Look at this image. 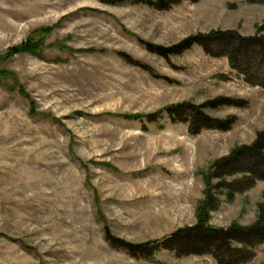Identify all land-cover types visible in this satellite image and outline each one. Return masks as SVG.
Wrapping results in <instances>:
<instances>
[{
    "label": "rangeland",
    "instance_id": "obj_1",
    "mask_svg": "<svg viewBox=\"0 0 264 264\" xmlns=\"http://www.w3.org/2000/svg\"><path fill=\"white\" fill-rule=\"evenodd\" d=\"M263 21L264 2L248 0H186L168 10L130 0H0V264H219L165 248L133 256L106 240L105 228L143 243L195 225L203 171L264 129L260 48H241L240 71L198 44L164 57L142 42L171 47L213 30L254 36ZM31 38L41 41L36 54L22 49ZM219 99L204 110L234 117L228 130L199 123L192 133L166 112L152 122L124 117ZM243 176L227 179L234 193L223 190L211 225L256 222L264 180L248 187ZM257 237L247 249L233 243L239 264H264V231Z\"/></svg>",
    "mask_w": 264,
    "mask_h": 264
},
{
    "label": "trees",
    "instance_id": "obj_2",
    "mask_svg": "<svg viewBox=\"0 0 264 264\" xmlns=\"http://www.w3.org/2000/svg\"><path fill=\"white\" fill-rule=\"evenodd\" d=\"M122 1V0H118ZM133 3H141L158 10H168L176 4L186 0H130ZM196 2L198 0H189ZM249 2H264V0H248ZM259 33L254 36H243L238 31L213 30L207 34L199 33L190 36L180 43L171 47H164L147 42H142L147 49L158 53L164 57L171 54H180L185 50L198 44L210 55L227 57L229 63L234 69L242 71L237 59L239 58L241 48L250 49L251 47L260 48L264 51V21L258 27ZM262 31V32H261ZM232 41V48H225L224 44ZM235 43V44H234ZM41 41H33L31 38L24 44V48L36 54L40 49ZM234 45V46H233ZM7 75H13L12 72H4ZM24 95L27 93L22 92ZM219 99L215 102H208L203 105L191 103H180L170 105L164 110L154 114H133L125 115L126 119H140L146 117L149 121H156L157 117L166 112L174 121H183L189 124L192 133H198L196 124L201 123V128L228 130L234 117L229 119H214L205 113L207 105L215 107V103L221 102ZM226 101V100H225ZM33 112V111H32ZM112 166L111 164H107ZM237 174L244 175L243 178L250 181L253 186L257 180H264V129L257 133L256 139L252 144L235 146L230 153L213 161L209 168L203 171L205 190L204 197L199 201L196 217L197 222L193 226L177 229L162 242L158 240L147 241L143 243L129 242L125 239L115 237L111 234L108 227L105 228V238L115 246L128 249L133 255H152L162 248L173 250L178 254H208L212 255L219 264H239L242 260L240 249L235 248L234 242L243 244L246 249L258 243L260 240L257 233L264 231V202L259 203V214L256 222L251 226H241L233 223L228 228H217L210 224L211 212L219 208L221 204L220 195L224 189H228L229 195L234 193L231 183L227 180ZM216 181V182H215ZM237 191V190H235ZM99 203V202H98ZM100 218L104 219L102 212Z\"/></svg>",
    "mask_w": 264,
    "mask_h": 264
},
{
    "label": "water",
    "instance_id": "obj_3",
    "mask_svg": "<svg viewBox=\"0 0 264 264\" xmlns=\"http://www.w3.org/2000/svg\"><path fill=\"white\" fill-rule=\"evenodd\" d=\"M18 50H19V48L16 47V46H14V47L12 48V51H13V52H17Z\"/></svg>",
    "mask_w": 264,
    "mask_h": 264
}]
</instances>
